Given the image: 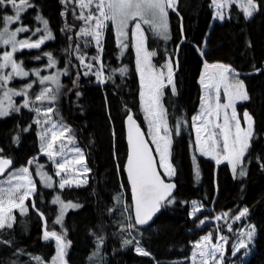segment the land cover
I'll use <instances>...</instances> for the list:
<instances>
[{
    "label": "trees",
    "instance_id": "trees-1",
    "mask_svg": "<svg viewBox=\"0 0 264 264\" xmlns=\"http://www.w3.org/2000/svg\"><path fill=\"white\" fill-rule=\"evenodd\" d=\"M33 3L37 7L23 13L22 21L34 27L38 13L49 21L55 39L46 41L41 48L53 54L58 66L69 69V75H63L62 79L64 87L57 104L59 115L75 130L77 143L84 150L86 163L91 169L84 186L61 190L38 183L37 193L33 197L37 207L45 213L48 229L66 230V239L71 241L65 257L67 264H94L89 257L96 242L92 232L101 234L98 226H103L102 234L105 237L104 259L100 264H187V257L193 252V241L206 229L195 228V219L189 217V202L193 199L212 208L200 216L226 211L230 218L241 208L248 207L249 214L244 222L257 226V236L254 251L244 264H264V168L260 166L264 161V71H253V66L264 69V8L254 13L252 18L245 19L243 12L233 4L228 9L227 17L218 22L213 20L211 0H177L179 15L169 10L171 38L164 40L150 30L146 31V46L156 52L152 58L155 65H161L166 57L176 60L174 82L177 87L176 95L172 94L170 86L165 87L162 97L172 139L170 161L176 169V175L172 178L176 183L173 193L175 202L162 207L156 219L147 227L133 228L135 240L151 254L146 257L137 254L133 245L125 246L122 243L129 237L124 201L128 216L132 217L129 186L123 170L127 155L126 115L132 111L145 130L131 37L127 41V48L120 52L110 24L105 30L100 63H92L102 66L105 78L111 76L112 79L97 84L94 75H81L79 87L73 88L76 73L84 69L76 56L65 49L70 44L74 46L79 43L88 57L95 54L92 44L85 48L83 39L76 36L83 24V21L75 19V15H79L77 5L75 2L65 4L62 0H33ZM9 7L0 10V16L6 14ZM62 12L65 15L62 16ZM66 24L73 26L71 31H61ZM144 28L147 30L148 26ZM33 53L36 55V49L21 50L17 54V57L23 58L26 68L31 69L37 63L32 57ZM69 60L71 64H68ZM205 61L231 65L240 73L239 78L244 80L251 97L249 101L236 106L239 114L247 110L255 120L256 134L245 158L247 175L244 177L233 175L227 163L216 164L196 152L192 116L200 101L198 79ZM119 68H127V72L121 75L114 71ZM26 81L27 78L14 80L10 86L19 89ZM38 87L35 84L31 91L35 93ZM76 91L81 93L79 97L75 95ZM22 99L14 97L17 103H21ZM33 115V112L22 109L20 113L0 119V147H4L5 155L13 159L12 168H31L33 164L27 165L29 159L42 158L36 125L29 132L21 133L19 147L12 143L16 125L19 124L21 128L27 126ZM181 117L186 122L181 124L177 135L175 124ZM197 167L199 178L196 177ZM56 195L65 201L83 205L79 209L68 210L62 226L53 223L57 206L51 201ZM118 196L119 203L116 201ZM110 209L115 211L110 213ZM15 215L17 223L14 227L0 233V239L13 241L11 246L0 244V264H12L13 261L17 264H37L31 258L34 256L41 257L43 264H46L53 256L55 246L53 240L45 241L42 238L44 221L31 209L26 216H20L18 212ZM129 221L134 224L133 218ZM207 228L215 231L213 225ZM230 243L231 240L227 244V255L231 251ZM17 249H23V254H14ZM229 261L230 258L226 257L224 264H229Z\"/></svg>",
    "mask_w": 264,
    "mask_h": 264
},
{
    "label": "snow or ice",
    "instance_id": "snow-or-ice-1",
    "mask_svg": "<svg viewBox=\"0 0 264 264\" xmlns=\"http://www.w3.org/2000/svg\"><path fill=\"white\" fill-rule=\"evenodd\" d=\"M75 2L81 10L79 15L73 14L75 19L83 21V26L76 33L78 38H90L84 41V47H88L92 42H95L97 55L90 58L91 61H99L103 53L102 37L105 29L109 25L115 28V34L118 41V46L127 47L123 44V38L128 35L127 29L129 24L134 22L135 48L137 54V70L140 73L141 91L140 96L144 104V111L149 119V127L152 129V142L156 146V152L159 155V167L163 169V175L157 170V166L152 155V149L143 138L139 125L132 115L127 116L129 124L128 128V143L130 151L127 157L125 170L128 180L131 185L133 204H134V220L135 223H129L128 229L134 228L136 225H147L153 220V217L159 213L162 207L175 202L172 195L176 184L171 182L172 177L176 175V169L170 161L171 157V132L167 119V111L162 103L164 95L163 89L167 86L171 87L173 95L177 94V87L174 82L173 60L169 58L163 68L167 69L165 82L164 71L157 72L155 66L151 62V58L156 55V52L149 51L146 42L148 37L146 31L150 30L154 35L161 37L164 40L171 38L169 31V10L177 12V0H62V3L69 4ZM237 5L243 12L245 19L252 18L254 13L264 8V2L258 0H211V5L216 8L213 19L223 21L226 14L223 9L228 5ZM11 7L12 14H4L0 16L2 28H0V45L10 46V50L0 53V119L10 117L13 113H20L22 109H27L29 112L35 113L31 123L25 127L16 125L15 135L12 137V143L17 147L21 143V133H27L32 130L33 125L39 129L37 132L41 142L40 152L45 155L55 166V176L60 177L58 181L59 189L65 187H81L87 183L85 177L91 171L87 167L86 155L84 150L78 145L75 130L71 125L64 122L59 115L57 104L62 94L61 90L64 85L60 82L61 75H69L68 67L61 71H57L50 75H41V69H33L31 73L24 67V61L18 60L16 54L24 49H40L46 41L55 39L53 32L49 28V21L43 16L37 14L35 19L43 24V28H36L34 31L23 25L22 14L28 9H35L37 6L33 0H0V10ZM65 15V13H61ZM20 24L10 30L11 25ZM147 25V30L143 27ZM71 25L66 24L61 31H71ZM32 32V36L37 33H42L37 39L32 40L31 36L25 39H18L20 33ZM182 31V29H181ZM72 39L71 36L68 37ZM66 52L74 54L79 64L85 69L83 72L76 73V79L72 81L73 88H78L80 76L94 75L98 82L106 83L112 79L111 76L105 78L101 70L93 72L95 65L92 62L86 61V54L82 51L79 43L69 45ZM200 54L204 53L201 50ZM47 57L46 68H55L57 60L51 52L42 53ZM35 60H40L41 55L33 57ZM71 64V60L68 61ZM74 67V66H73ZM211 67L214 69L211 75L201 77L200 83L203 85L205 95L202 98L200 112L192 117L193 125L196 131V144L201 155L211 156L217 164L226 161L231 165L233 174L244 177L247 175V170L244 167L245 158L249 149L252 146V141L256 134L255 120L253 116L245 110L243 112V120L245 126L241 125V120L237 114V103L247 102L251 99L247 86L243 79H240V73L231 65L217 63L208 65L205 68ZM10 69V71H5ZM121 75L127 72V68H119ZM255 73H260L264 69L253 66ZM34 75L37 80H32L25 83L19 89L8 87L9 83L16 78H27ZM42 86L39 92L33 93L35 84ZM224 90V95L227 98L226 103L220 102V91ZM215 91V96H212V91ZM71 91V89H69ZM79 97L81 93L75 92ZM22 97V102L17 103L13 98ZM231 110L230 114L228 110ZM222 123H218L220 119ZM186 121L181 117L175 124V132L179 135L182 123ZM199 122V123H197ZM219 129V133L214 131ZM163 133V134H162ZM206 134V135H204ZM222 137V146L220 143ZM36 157H32L27 161V165H32L36 161ZM195 159V158H194ZM14 161L10 156L5 155L4 147H0V177L5 179L0 180V233L6 229H12L17 223V216L14 210H18L20 216H26L31 209L42 221H44L43 240H54L56 245V256L52 260V264H67L65 259L67 249L71 246V241L67 240L66 230L57 232L49 230L47 227V219L45 213L37 207L36 200L33 198L37 193V185L33 180L32 173L28 166L12 168ZM79 166V167H77ZM261 168H264V161H261ZM43 165H39L43 169ZM40 177V182L47 188H53V177L44 171H37ZM200 171L196 168V177L199 178ZM164 177H168L166 182ZM30 201V203H28ZM117 203L120 197H116ZM54 205H59L54 224L63 225L66 212L69 209H79L83 205L65 202L60 195H56L51 201ZM194 205L193 212L190 214L195 217V213L199 212L203 205H197L196 201H192ZM115 209H110L113 212ZM125 212L128 208L125 207ZM249 208L244 207L239 210L238 214H234L231 218L235 221H240L247 217ZM123 215V214H122ZM228 212L222 213L213 219L219 221L227 219ZM132 220L131 216L127 217ZM208 218L199 220V225H204ZM198 225V226H199ZM101 234L92 232L96 238L97 252L89 257L91 260L98 255V250L103 246L105 237L102 234L103 226H98ZM124 230L121 224V231ZM227 230L233 231L232 225L227 224ZM131 235V233H129ZM257 236V226L249 224L247 229L240 231L239 237L232 245V256H237L240 253L242 256H247L252 247H254L255 238ZM133 239H124L123 245H132ZM11 239H0V244L11 246ZM228 237L221 234L216 242H213V233L209 232L200 238L193 245L191 255L192 264H224ZM135 251L141 256H150V252L139 246L140 242L135 240ZM241 250H244L241 253ZM14 254H23V249H17ZM37 261V264H43L42 258L39 256L31 257ZM12 264H17L13 261Z\"/></svg>",
    "mask_w": 264,
    "mask_h": 264
},
{
    "label": "rangeland",
    "instance_id": "rangeland-1",
    "mask_svg": "<svg viewBox=\"0 0 264 264\" xmlns=\"http://www.w3.org/2000/svg\"><path fill=\"white\" fill-rule=\"evenodd\" d=\"M234 5H235V4H234ZM230 6H231V5H228V6H226V7L223 9V12L226 14V17H227V15H228V9H229ZM235 6H237V5H235ZM237 7H238V6H237ZM77 8H78V7H77ZM212 8H213V16H214V14H215V12H216V8H215L214 6H212ZM238 9L241 10L239 7H238ZM80 11H81V10L78 8V14H79ZM241 11H242V10H241ZM12 13H13V10L11 9V7H9V9H8V11H7L6 14H12ZM38 14L41 15L40 13H38ZM41 16H42V15H41ZM35 17H36V16H35ZM43 17H44V16H43ZM44 18H45V17H44ZM45 19H46V18H45ZM213 20H214V21H218V22H222L221 20H218V19H213ZM22 23H23V21H22ZM23 25L29 27V29H31L32 31H34L36 28H41V29L43 28V24H42L40 21H37V20H36V23H35L34 27H30L27 23H23ZM2 26H3V25H2ZM2 26H1L0 28H2ZM19 26H21V25L18 23V24H16V25H11V26H9V27H10V30H12V29H14L15 27H19ZM82 26H83V24H82ZM144 26H145V25H144ZM144 26H143V27H144ZM49 28L51 29L50 25H49ZM105 30H106V29H105ZM51 31H52V30H51ZM113 31H114V34H115V28H114V27H113ZM127 31H128V35H127L126 37L123 38V44H126V45H127V41H128V39L131 37L132 47H133V49H134V53H135V64H136V70H137V63H136V60H137V54H136V48H135V37L133 36V32H134V22H131V23L129 24V28L127 29ZM169 31H170V24H169ZM104 34H105V32H104ZM40 35H42V33H37L36 36H32V32L30 31V32H28V33H20V34L18 35V39H25V38L31 36L32 40H35V39H37ZM157 37H159V36H157ZM159 38H161V37H159ZM82 39H83V41H85L86 39H90V38H82ZM103 40H104V36L102 37V44H103ZM115 41H116V45L118 46V41H117V38H116V34H115ZM92 45H93V47H94V49H95V54H94V55H91L90 57H88L87 54L85 53V54H86V61H88V62H92V61L90 60V58H91L92 56H96V55H97V48H96V46H95V42H94V41L92 42ZM118 48H119L120 52H123L127 47H121V46H118ZM6 50H10V46L0 45V53H2L3 51H6ZM148 50H149V49H148ZM29 51H30V50H29ZM44 51H45V50H42V48H40V49H36V55H41V59H40V60H36L37 63H35L33 66H31V69H30V68H26V65H25V63H24V67L26 68V70H29L30 73H31V70H33V69H41V75H50V74H53V73H55V72H57V71H61V70L64 69V67H60V66H58V65H56L55 68H46L45 66L47 65L48 60H47V57H46V56H43V55H42V53H44ZM149 51H151V50H149ZM18 53H19V52H18ZM18 53H17V54H18ZM17 54H16V58H17L18 60H23V58H21V57H17ZM36 55L33 53L32 57H34V56H36ZM152 58H153V57H152ZM152 58H151V62H152V64L155 66V70H156L157 72H159V71H164V73H165V82H166L167 69H166V68H163V65H165V63H166V61L169 59V57H166V59L164 60V62H163L161 65H155V64L153 63ZM23 61H24V60H23ZM57 62H58V60H57ZM96 63H100V60H99V61H96ZM217 63H218V62H217ZM217 63H209V64L207 63V64H208V65H212V64H217ZM57 64H59V63H57ZM205 64H206V63H204L203 66H202V69H201V72H200V76H199V79H198L199 84H200V86H201V95H200L199 105H198V107H197L196 112L193 114V116L197 115V114L200 112V110H201L202 98H203V96L205 95V91H204L203 85L200 83L201 77H202V76H205V75H211V74L213 73V71H214V69H212L211 67L205 68ZM175 66H176V62L173 60V70H175ZM82 68H83V67H82ZM84 70H85V69H84ZM99 70H101V67L98 66V65L95 66V67L93 68V72H95V71H99ZM5 71H10V69L5 70ZM102 71H103V70H102ZM137 74H138L139 86H140V90H139L140 108H141V113H142L143 122H144V125H145V132H146V135H147V137H148V139H149V141H150V143H151V145H152V147H153V149H154V151H155V154H156V156H157V160H158V165H159V159H160V158H159V155H158L157 152H156V146H155V144L152 142V129L149 127V119H148V117H147L146 112L144 111V104H143V101L141 100V96H140L141 91H143L144 89H142V86H141L140 73H139L138 70H137ZM103 76H104V73H103ZM104 77H105V76H104ZM94 78H95V83H97V84H103V83L98 82L95 76H94ZM24 79H25V78H24ZM62 79H63V75H61V77H60V82H61V84L63 85ZM14 80H23V79H21V78H16V79H14ZM14 80H13V81H14ZM32 80H37V78H36L34 75H31V74H30V76L27 77V81H26L25 83L30 82V81H32ZM13 81H11V82H13ZM11 82H10V83H11ZM10 83H9L8 87H11V86H10ZM37 84H38V82H37ZM38 85H39V84H38ZM41 87H42V86L39 85V87H38V89L36 90V92H39ZM36 92H35V93H36ZM0 93H2V90H0ZM211 94H212V96L214 97V96H215V91L213 90ZM13 99H14V98H13ZM220 102H221V103H226V102H227V98H226V96L224 95V90H223V88H221V91H220ZM238 103H240V102H238ZM238 103H237V104H238ZM236 106H237V105H236ZM228 111H229V114H230L231 110L229 109ZM243 112H244V111H243ZM243 112H242V114H239L238 111H237V114H238V117H239L240 120H241V125H242V126H245V124H244V120H243ZM34 115H35V113H34ZM34 115H33V117H34ZM193 116H192V117H193ZM217 122H218V123H222V122H223L222 117H221V119H220L219 121H217ZM197 123H199V122H197ZM192 129H193V135H194V140H195L196 152L198 153V155H200V156H202V157H205V158H208V159H210V160H212V161H214V162L216 163L215 159H213L211 156L201 155V153L199 152V149H198V147H197V144H196V131H195V126L193 125V122H192ZM38 131H39V129H38V127L36 126V134H37ZM214 131H216L217 133H219V129H215ZM162 134H163V133H162ZM204 135H206V134H204ZM37 138H38V135H37ZM219 139H220V143H221V146H222V137H220ZM40 144H41V142H40V140H39V138H38V147H39V150H40ZM39 154L42 156L41 160H40V159H39V160H36V161L33 163L32 167L29 168V169H30V172L32 173L33 180L35 181L36 185L39 183V184H42V185L44 186V184L40 182V177L36 174L37 171H44V172H47L49 175H51V176L53 177V186L58 187V181H59L60 177L55 176V171H56L55 166L51 163V161H50L45 155H43L41 152H39ZM224 162L227 163L226 161H224ZM216 164H217V163H216ZM227 164H228V163H227ZM39 165H43V166H44L43 169H40V168H39ZM48 166H49V167H48ZM228 166H229V168H230V170H231V172H232L231 165L228 164ZM19 167H21V166H19ZM19 167H15V168H19ZM77 167H79V166H77ZM87 167L89 168L88 165H87ZM159 168H160V167H159ZM160 170H161V172L163 173V169L160 168ZM238 172H239V168L237 169V174H235V176L240 177V176L238 175ZM232 174H233V172H232ZM233 175H234V174H233ZM88 176H89V173H87L86 176H85V177H82V178H86V179H87V182H88ZM166 178L169 179L168 177H166ZM172 178H173V177H172ZM172 178H170V179H172ZM3 179H5V177H1V178H0V180H3ZM86 184H87V183H86ZM86 184H85V185H86ZM83 186H84V185H83ZM72 187H75V186H72ZM58 188H59V187H58ZM65 188H68V187L66 186ZM53 199H54V198H53ZM61 199H62V198H61ZM62 200H63V199H62ZM64 201H65V200H64ZM192 201H196V202H197V205H203V203H202L201 201L197 200V199L190 200V202H189V203H190L189 217H190V219H193V220L195 219V226H194V227H195V228H198V229H205V228H206V229H205V232H204L203 234H201V236H199L196 240L193 241V245H194L195 242H197L198 240H200L201 237H203L204 235H206V234L209 233V232H212V233L214 232V235H213V242H216L218 236L221 235V234H223V235H225V236L228 237V241L231 240V243H230L231 251H230V253H229L228 255H227V251H226V254H225V258H226V257L230 258L229 264H244L245 261L247 260V258L253 253V251H254V247H252L251 252H250L247 256H242L240 253H238L237 256L234 257V256H232V254H231V253H232V245H233L234 243H236V241H237V239H238V237H239V233H240V231H244V230H246V229H247V226H248L249 224H251V223H249V222H244L245 217L242 218L240 221H235V220L232 219L231 217H230V218H227V219H221V220H219V221H216V220L213 219V218L216 217V216H220V215H222V213H224V212H226V211L215 212L212 216H208V215L200 216L201 213L206 212V211H211V209H212L211 207L208 208V207H206V206H204V205H203V207L201 208V210H200L199 212H196V213H195V217H193V216L190 215V214L193 212V209H194V205L192 204ZM65 202H67V201H65ZM73 203H75V202H73ZM56 206H57V210H58L59 205H56ZM123 206H124V207H123V210H124L125 207H127L125 201L123 202ZM241 209H243V208H241ZM241 209H240V210H241ZM69 210H70V209H69ZM15 212H18V210H14V214H15ZM238 212H239V211H238ZM238 212H237L236 214H238ZM125 213L127 214V217H128V211L125 212ZM205 217L208 218V219L206 220L205 224H204V225H199V220H200V219H204ZM220 222L222 223V225L219 226V223H220ZM129 223H130V221H129L128 219H126V229H127V232H128V234L131 233V235H129V237L126 238V239H133V237H135V234H134V232H133V228H132V229H128V228H127V225H128ZM132 224H133V223H132ZM227 224H231V225H232V229H233V231L229 232V231L227 230ZM198 225H199V226H198ZM210 225H213V228L215 229V231H213L212 228H207V227H209ZM57 232H62V231H57ZM135 238H136V237H135ZM53 241H54V240H53ZM227 244H228V243H227ZM227 244L225 245L226 250H227ZM132 245H133V248H134V250H135L136 244L133 243ZM54 246H55V252H54L53 256L51 257V259H50L48 262H46V264H52V260H53V258L56 256V245H55V241H54ZM139 246L142 247V245H140V244H139ZM193 250H194V249H193ZM243 251H244V250H241V253H243ZM94 252H97L96 242H95L94 248H93L92 251H91L90 257H92V254H93ZM191 255H192V254H191ZM191 255H190L189 257H187V264H192V261H191ZM103 259H104V247L102 246V247H100L99 250H98V255H96L95 257H93V258L91 259V261H92L94 264H100V262L103 261ZM89 260H90V259H89ZM197 264H199L198 261H197Z\"/></svg>",
    "mask_w": 264,
    "mask_h": 264
},
{
    "label": "water",
    "instance_id": "water-1",
    "mask_svg": "<svg viewBox=\"0 0 264 264\" xmlns=\"http://www.w3.org/2000/svg\"><path fill=\"white\" fill-rule=\"evenodd\" d=\"M129 114L132 115L133 118L136 120V123H137V125H139V128H140L141 133H143V138H144V140L148 143L149 147L152 149V155H153V157H154V160H155V163H156V166H157V170L160 171V172H161V170H160L159 165H158L157 156H156L155 151H154V149H153V147H152V145H151V143H150V141H149V139H148V137H147V135H146L145 130H144L143 127L138 123V121H137V119L135 118V116L133 115V113H132V112H129V113L126 115L125 120H124V122H125V138H126V144H127V155H126V159H125V162H124L123 170H124V173H125V176H126V179H127V183H128V186H129V193H130V198H131V214H132L133 221H134V223H135V220H134V204H133V197H132L131 185H130V182H129V180H128L127 172H126V170H125V167H126V164H127V157H128L129 151H130V145H129V143H128V128H129V124H128V121H127V116H128ZM161 174L163 175L162 172H161ZM164 179L166 180V182H168V180H169V179H167L166 177H164ZM171 182L175 183L174 179H171ZM175 184H176V183H175ZM175 190H176V187H175V189L173 190V193H174ZM173 193H172V195H173ZM159 213H160V212H159ZM159 213H157V214L153 217V220L150 221L149 224L152 223V222L156 219V217L158 216ZM149 224H147V225H143V226L136 225V227H138V228H145V227H147Z\"/></svg>",
    "mask_w": 264,
    "mask_h": 264
},
{
    "label": "flooded vegetation",
    "instance_id": "flooded-vegetation-1",
    "mask_svg": "<svg viewBox=\"0 0 264 264\" xmlns=\"http://www.w3.org/2000/svg\"><path fill=\"white\" fill-rule=\"evenodd\" d=\"M24 50H28V49H24ZM58 65V64H57Z\"/></svg>",
    "mask_w": 264,
    "mask_h": 264
},
{
    "label": "bare ground",
    "instance_id": "bare-ground-1",
    "mask_svg": "<svg viewBox=\"0 0 264 264\" xmlns=\"http://www.w3.org/2000/svg\"><path fill=\"white\" fill-rule=\"evenodd\" d=\"M130 112H132V111H130ZM124 124H125V122H124Z\"/></svg>",
    "mask_w": 264,
    "mask_h": 264
},
{
    "label": "crops",
    "instance_id": "crops-1",
    "mask_svg": "<svg viewBox=\"0 0 264 264\" xmlns=\"http://www.w3.org/2000/svg\"><path fill=\"white\" fill-rule=\"evenodd\" d=\"M205 63H207V62H205ZM209 64V63H208Z\"/></svg>",
    "mask_w": 264,
    "mask_h": 264
}]
</instances>
